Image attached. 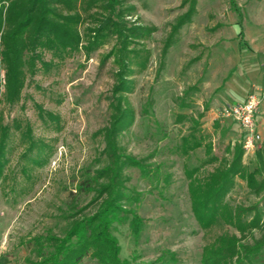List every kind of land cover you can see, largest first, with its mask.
<instances>
[{"label":"rangeland","instance_id":"obj_1","mask_svg":"<svg viewBox=\"0 0 264 264\" xmlns=\"http://www.w3.org/2000/svg\"><path fill=\"white\" fill-rule=\"evenodd\" d=\"M122 1L124 7H133L126 17L129 22L152 31L129 44L142 56L147 50L149 56L145 67L133 63L127 74L129 89L121 95L123 104L133 110V119L119 131L117 142L125 153L149 157L159 174L146 178L135 167L125 169L128 192L140 194L135 209L144 226L137 243L128 223H114L112 232L121 258L148 262L171 250L174 264H201L207 242L236 230L223 222L200 228L191 212L184 170L198 167L202 178L218 164L209 157L224 156L229 142L243 139L244 130L218 114L236 102V96L264 92V0H234V6L231 0ZM190 8L189 20L173 30ZM103 13L101 4L83 13L78 46H37L33 66L24 67V85L12 103L5 99L0 62V138L3 130L6 133L0 176V264H26L30 238L61 235L67 224L64 211L94 208L93 193L76 188L87 171L104 164L103 129L109 126L115 100L117 65L113 56L105 57L115 38L85 49L89 29ZM195 121L200 122L196 136L203 145L185 154L181 139ZM260 121V141L253 152H244V163L254 159L264 140ZM207 142L210 155L204 149ZM236 180L225 200L233 206L258 200L242 179ZM261 204L264 208V201ZM262 220V227L253 231L256 238L264 236V213ZM83 264L94 262L86 259ZM242 264H264V248L254 262Z\"/></svg>","mask_w":264,"mask_h":264},{"label":"trees","instance_id":"obj_2","mask_svg":"<svg viewBox=\"0 0 264 264\" xmlns=\"http://www.w3.org/2000/svg\"><path fill=\"white\" fill-rule=\"evenodd\" d=\"M231 3L236 5L234 0ZM100 4L104 13L96 27L89 29L91 36L85 49H94L115 38L105 57L113 56L117 65V84L113 89L115 100L111 103V120L103 129L104 164L94 167L92 172L87 171L77 182L76 191L93 193L90 203L94 208L64 211L62 217L67 224L61 235L48 233L30 238L26 264H83L86 259L94 264H174L177 261L171 250H164L148 262L121 258L120 245L112 232L114 223H128L133 241L137 243L144 226L143 218L135 209L140 194L128 192L125 169L135 167L146 178L159 174V167H153L148 162L149 157L125 153L117 142L119 131L133 119V110L123 104L121 95L129 89L127 74L133 63L145 67L149 56L147 50L142 56L141 50L129 48V44L145 39L152 31L129 22L126 17L131 15L132 6L124 7L122 0H0V62L5 70V99L9 103L18 99L24 85V67L33 66L36 47L78 46L82 42L78 26L84 20L83 13ZM192 9L177 20L173 30L189 20ZM164 47L165 52L168 42ZM199 124L195 121L192 130L182 137L180 148L183 153L203 145L201 137L196 136ZM214 128H218V122H214ZM5 137L3 130L0 176L4 166L1 159ZM204 149L210 155L211 142L204 144ZM244 152L241 143L229 142L224 156L209 157V161L216 159L218 164L202 178L197 175L198 167L185 166L191 212L200 228L207 230L223 222L236 230L220 233L207 242L202 248L201 264L252 263L264 248V236L256 238L253 234L254 229L263 224L264 140L249 163L243 162ZM237 177L245 182L250 194L258 197L257 201L247 206H233L225 200L237 185ZM168 181L169 178L164 177V182ZM247 236L251 241L245 240Z\"/></svg>","mask_w":264,"mask_h":264},{"label":"built area","instance_id":"obj_3","mask_svg":"<svg viewBox=\"0 0 264 264\" xmlns=\"http://www.w3.org/2000/svg\"><path fill=\"white\" fill-rule=\"evenodd\" d=\"M263 97L264 92L260 96L255 93H249L243 100L236 101L225 107L218 114L221 118L234 120L244 130L241 144L245 152H253L257 147L258 141H260L257 121Z\"/></svg>","mask_w":264,"mask_h":264},{"label":"crops","instance_id":"obj_4","mask_svg":"<svg viewBox=\"0 0 264 264\" xmlns=\"http://www.w3.org/2000/svg\"><path fill=\"white\" fill-rule=\"evenodd\" d=\"M236 97H237L236 101H240V100H243L246 96L244 97L236 96ZM260 107H261V114H259L258 121L261 119L259 123V127H260L261 134L264 138V103H261Z\"/></svg>","mask_w":264,"mask_h":264}]
</instances>
